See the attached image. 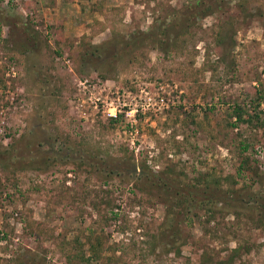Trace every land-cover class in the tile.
<instances>
[{"label": "rangeland", "instance_id": "374dc122", "mask_svg": "<svg viewBox=\"0 0 264 264\" xmlns=\"http://www.w3.org/2000/svg\"><path fill=\"white\" fill-rule=\"evenodd\" d=\"M198 1L0 0V264H264V0ZM149 171L232 195L182 214Z\"/></svg>", "mask_w": 264, "mask_h": 264}, {"label": "trees", "instance_id": "16d2710c", "mask_svg": "<svg viewBox=\"0 0 264 264\" xmlns=\"http://www.w3.org/2000/svg\"><path fill=\"white\" fill-rule=\"evenodd\" d=\"M222 0H202L196 2V4L189 5V14L194 16H205L213 13L219 6H221ZM175 22V21H174ZM173 24V20H171L170 25ZM151 32H134L132 33L131 38L128 42H125L126 46L129 44L132 46L130 51L142 49L141 42H150V40L155 37L160 42V46H163L166 43V37L162 38V35H167L166 27H162L155 31L154 33ZM168 38V37H167ZM156 42V41H155ZM156 44V43H155ZM112 45H116V48L123 46L121 41L114 37L106 40L104 42H100L96 45L89 46L90 50L85 49L80 59L77 61L78 63V72H84L89 76H93V74L100 75L102 79L106 78V75L102 73V68L99 66H95L89 68L91 62H95L98 59H103L106 57L105 61L110 59L112 60L116 53L111 52ZM118 46V47H117ZM110 55V57H109ZM83 57L87 58L88 62H83ZM100 65V64H99ZM103 66V64H101ZM232 109L229 112L228 116H236L237 121H232L229 119V124L232 126L238 124L239 121H250L249 115L246 114V111L243 110L239 104L235 103L233 105H229ZM122 113L118 112L115 117H110L109 119L112 122L118 121L119 117H121ZM30 143V142H29ZM28 142L22 141L20 143H16L10 150L6 151L7 159L6 165L10 166L14 165H22L26 161L35 160V158L44 156V153L41 152H33L32 149H28L29 146ZM247 146L245 145L244 148ZM145 170L142 168V171ZM149 176L153 177L152 181L161 186L165 187L168 191H172L175 196V202L180 207V212L182 214H186L187 211L191 210L194 206L198 204H205V203H217L220 200H227L228 196L231 194L228 191L221 190L219 187H211L208 184L201 185L200 182H191L188 180L177 179L175 177L167 176L159 171L156 172H144ZM232 195V194H231ZM257 197L262 198V195L255 194ZM175 204V203H174ZM173 204V205H174ZM170 207V206H169ZM180 214V213H179Z\"/></svg>", "mask_w": 264, "mask_h": 264}, {"label": "built area", "instance_id": "2783aa9c", "mask_svg": "<svg viewBox=\"0 0 264 264\" xmlns=\"http://www.w3.org/2000/svg\"><path fill=\"white\" fill-rule=\"evenodd\" d=\"M11 69H13V68H11Z\"/></svg>", "mask_w": 264, "mask_h": 264}]
</instances>
